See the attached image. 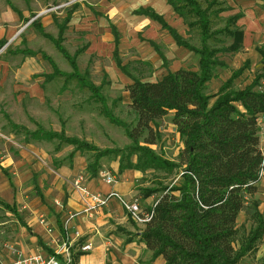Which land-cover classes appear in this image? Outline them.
<instances>
[{"label": "rangeland", "instance_id": "obj_1", "mask_svg": "<svg viewBox=\"0 0 264 264\" xmlns=\"http://www.w3.org/2000/svg\"><path fill=\"white\" fill-rule=\"evenodd\" d=\"M199 1L206 6V1L210 0ZM248 1L245 15L235 24L242 30L243 44L236 52L217 54L221 64L214 68L205 93H215L242 64L245 53L250 51L244 49L245 45L264 43V0ZM73 4L75 11L71 19L64 22L66 8ZM142 4V0H0V264L20 253L15 240L22 228L28 230V217L36 211L45 219L54 214L53 206L43 197L46 195L47 200L52 201L59 189L55 186L57 183L64 182L65 189L70 182L76 189L74 181L80 180L82 186L81 181L90 175L88 165L94 162L97 152L86 146L77 147L67 139H77L96 149H109L97 162L96 176L102 179L106 173L114 174L116 180L121 179L112 166H117L118 171L120 154H126L129 149L133 152L123 163L134 162L139 152L136 149L141 146L170 161L180 159L183 145L172 121V112L156 121L151 134L146 129L138 134L137 117L129 104L126 86L134 78L153 81L179 68L197 70L198 55L176 45L157 21L136 15L134 9ZM216 8L218 10L210 15L212 29L224 27L227 18L240 10V3L239 0H217L211 9ZM161 10L157 6V11ZM6 11L18 14L16 25L2 19ZM175 15L170 17L167 13L169 23L193 45L200 46L198 30H189L183 19ZM113 25L119 36L118 55L126 65L125 70L118 68L113 59ZM60 29L59 43L71 55L77 51L74 60L78 71L99 85L103 104L76 77L68 76L72 72L69 61L54 40L43 35L45 32L58 39ZM97 31L103 35L107 32L109 39L94 43L98 47L95 53H85L90 43L89 34ZM231 41L229 35L217 33L206 43L212 47ZM251 57L253 63L234 79V88H242L253 78L260 56L251 50ZM34 83L41 88L37 90L38 96L32 86ZM41 132L51 134L50 138H36ZM150 137L154 142L146 143L145 139ZM177 171L124 170L132 179L133 193L139 198L143 212L149 211L158 194L144 197L142 190L160 182L163 185L178 183L180 173ZM257 187L250 199L256 200L258 208L263 210L264 176L260 177ZM53 202V205H61L57 200ZM249 207L250 200H246L236 218L235 248L244 243L253 225ZM69 251L70 259L66 264H71L70 247ZM263 256L264 234L257 249L245 253L235 264H259Z\"/></svg>", "mask_w": 264, "mask_h": 264}, {"label": "trees", "instance_id": "obj_2", "mask_svg": "<svg viewBox=\"0 0 264 264\" xmlns=\"http://www.w3.org/2000/svg\"><path fill=\"white\" fill-rule=\"evenodd\" d=\"M166 1L189 30H198L200 46L193 45L151 7H138L134 13L158 21L176 45L197 54L198 69L179 68L153 81L134 78L126 90L129 104L136 113L138 134L145 129L151 134L156 121L172 112V121L183 145L180 159L170 161L141 146L136 149L139 152L134 162H122L132 150L120 154L118 171L133 168L160 169L166 173L178 170L180 173L178 183L163 185L160 182L142 190L144 197L158 194L149 208L151 218L140 233L141 240L151 251V258L162 256L165 264H235L245 253L257 249L264 234V209H259L256 200L250 199L258 190L259 170L264 167L257 123V118L264 114V43L256 47L259 63L248 84L242 88L233 87L234 79L250 67V60L246 58L215 93H205L206 83L214 76V68L221 64L217 54L236 52L242 46L243 33L235 25L242 13L237 11L227 18L224 27L212 29L210 15L218 8H211L217 0L206 1V6H202L199 0ZM74 9V4L66 8L64 22L70 19ZM113 29V59L118 68L125 70L126 65L118 55L119 36L114 26ZM61 33L62 29L58 39L45 32L43 35L54 40L69 61L72 72L68 76L76 77L103 104L99 85L78 71L74 60L77 51L71 55L59 43ZM217 33L229 35L231 43L209 46L207 40ZM50 136L41 132L36 138ZM67 140L77 147L86 146L97 152L94 164L91 163L93 166L88 165L90 175H97L98 159L109 149H96L77 139ZM145 142L153 143L154 140L150 137ZM246 200H250L249 217L253 225L244 243L235 248L236 218ZM78 254H71V264ZM259 264H264V256Z\"/></svg>", "mask_w": 264, "mask_h": 264}, {"label": "crops", "instance_id": "obj_3", "mask_svg": "<svg viewBox=\"0 0 264 264\" xmlns=\"http://www.w3.org/2000/svg\"><path fill=\"white\" fill-rule=\"evenodd\" d=\"M248 2V0H239V11L242 13L241 17L245 15L244 8ZM142 3L143 4L138 7H151L157 13L162 15L164 20L171 27L175 28L177 32L180 33L167 19V13L170 17L176 14L167 1L142 0ZM249 4L250 3H248V5ZM157 6L163 10H161V12L157 11ZM17 15L16 12L6 11L2 19L10 21L11 25H16L18 23ZM114 15L115 13H113V16ZM140 16L151 19L145 15ZM79 26L82 28L81 25ZM89 35L90 39H88L90 43H87L85 49V53L88 54L96 52L98 47L96 44V48L94 43H103V39H109L107 32L103 35L99 34L97 31L96 33L92 32ZM97 36L99 37L97 38ZM258 46L260 45H255L253 43L245 45L244 49L250 50L245 53L246 58L250 60V66L253 63L251 50L258 53L256 50V47ZM32 86L36 91L41 89L37 83L32 84ZM35 94L38 96V91ZM116 167L117 166H112V170L116 173L118 172L121 179H118L113 183H106L102 178L96 175H89L86 179L81 181L82 186L89 191L106 193L110 190H115L125 198L132 197L134 195L132 179L129 177L128 173L124 172L125 169L120 172L117 171ZM62 181H64V179ZM63 184L64 182H60L55 185L58 186L59 189L56 192L57 194L53 195L52 201H50V198L47 200L46 195L43 197L46 203L50 204L51 207L53 206L54 214L49 217L47 216L45 223H40L39 217H42L43 214L40 211H36L26 219L28 230L22 228L18 232L15 245L20 250V254H30L38 250L50 253L57 243L55 241L59 242L64 238L65 231L63 229V222L67 217V214L71 211L80 210L83 207V203L80 199L79 192L73 188L70 182L65 189L63 188ZM54 200H57V203H61V205H53ZM46 226L50 228V231H47ZM143 227L144 224L137 223L129 217L125 209L116 199H111L106 206L96 210L92 216H89L86 213H81L75 216L69 221V230L67 231L71 242L70 249H72L74 254L80 253L73 264H165V260L162 256L151 258V251L146 248L145 243L140 238V233ZM75 231L78 233L77 236H75ZM85 243H90L92 249L82 251L80 246ZM59 258L62 261L61 263H64L63 258L61 256H59Z\"/></svg>", "mask_w": 264, "mask_h": 264}, {"label": "built area", "instance_id": "obj_4", "mask_svg": "<svg viewBox=\"0 0 264 264\" xmlns=\"http://www.w3.org/2000/svg\"><path fill=\"white\" fill-rule=\"evenodd\" d=\"M257 123L260 129V142H261V154L262 160L264 163V114L260 115L257 118ZM103 180L106 183H113L116 181L114 174L106 173L103 174ZM264 176V167L259 170V179ZM74 186L79 192L80 199L83 203V207L77 211H71L67 214L63 222V229L65 231L64 238L57 242L52 252L46 253L43 251H36L30 254H16L14 257L10 258L4 264H66L70 259L69 247L71 245L70 237L68 236L69 230V221L75 216L86 213L89 216H92L96 210L101 207L106 206L111 199H116L122 207L125 209L129 217H131L137 223L145 224L152 215V210L143 212L139 207V198L137 196H132L130 198H125L123 195L118 193L115 190H110L106 193H101L98 191H89L85 187L80 185V180L74 181ZM40 223H45L44 217H39ZM47 231H50V228L46 226ZM78 233L75 231V236ZM82 251L92 249L90 243H85L80 246ZM59 256L63 258L64 263H61Z\"/></svg>", "mask_w": 264, "mask_h": 264}]
</instances>
